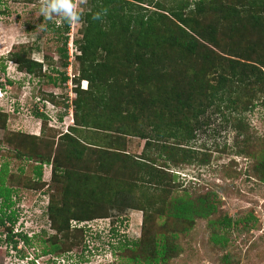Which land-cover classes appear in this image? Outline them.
<instances>
[{
  "label": "trees",
  "instance_id": "1",
  "mask_svg": "<svg viewBox=\"0 0 264 264\" xmlns=\"http://www.w3.org/2000/svg\"><path fill=\"white\" fill-rule=\"evenodd\" d=\"M173 4L87 0L80 19L81 37L73 40L78 51L73 56L78 73L71 78L75 84L73 124L58 136L62 148H55L50 158V145L40 135L3 134L0 142L14 145L9 149L15 159L26 155L34 162V177L28 182L8 173L7 162L0 163V232L12 252L8 256L18 262L14 264H35L33 258L19 262L28 257L24 252L36 235H28L20 224L15 228L11 196L20 187L40 190L42 164L49 162L51 180L61 183L47 196L45 217L52 233L37 238L41 242L35 255L46 257L50 264H59L61 256L82 244L84 228L70 221L105 217L110 206L142 212L139 237L122 245L132 264H167L181 252L180 237L200 219L209 230L210 242L223 248L232 224L253 228L251 214L233 220L218 210L215 191L200 193L182 187L171 167L209 162L210 154L190 142L211 119L242 135L243 142L248 138L243 113L255 98L261 97L264 106V0H180ZM97 12L100 18L93 20ZM48 25L61 37L57 53L66 68L70 23ZM7 57L18 71L45 75L42 61L23 50L9 51ZM51 70L58 74L46 78L54 86L67 82L65 71ZM81 80L87 82L86 89L79 87ZM109 80H118L117 95H106ZM146 89L147 98L137 96ZM144 110L148 111L142 114ZM34 114L44 127L45 115ZM0 116L4 122V113ZM130 125L138 127L132 135L144 140L137 156L113 147L115 138L129 134ZM83 131V139L76 137ZM235 152L246 153L243 149ZM251 171L264 182V150ZM19 241L22 245L17 249ZM221 260L233 262L227 252Z\"/></svg>",
  "mask_w": 264,
  "mask_h": 264
},
{
  "label": "rangeland",
  "instance_id": "2",
  "mask_svg": "<svg viewBox=\"0 0 264 264\" xmlns=\"http://www.w3.org/2000/svg\"><path fill=\"white\" fill-rule=\"evenodd\" d=\"M86 1L73 0L77 11L83 13L86 10ZM179 1L151 0V2H159L164 7H171L174 2L179 3ZM41 2L42 0H0V65L4 66V71H0L2 83L0 113H4V122L1 121L3 118L0 116V141L4 133L22 132L40 135L38 137L40 140L42 138L43 141H48L49 155L53 158L54 149L62 148L59 134L65 133L68 126L73 124L71 100L75 97L73 90L75 84L71 78L78 73V64L73 57L78 51L75 50L73 40L81 37L82 22L70 24L66 44L68 60L67 67L64 68L57 53V49L61 46V37L48 25L51 22L60 23L59 18L45 20L40 16ZM142 6L153 9L146 4ZM40 26H44L43 31L40 30ZM209 47L223 54L218 49ZM12 50H23L32 59L42 61L45 75L37 77L18 71L15 64L7 57ZM190 63L192 64L191 61L188 62ZM52 68L66 72L68 80L65 84L57 82L54 86L47 80L46 75L58 74L51 70ZM7 81H10V84ZM109 82L110 87H107L106 95H117L118 80H109ZM84 83H86L85 87ZM157 83L158 81H154V84ZM79 87L86 89L87 82L81 80ZM147 91L148 89L141 91L137 96L147 98ZM261 100V97L258 100L255 98L253 106L243 113V121L247 125L246 141H242V135L236 136L232 128L223 123L219 124L218 119H211L207 128L198 132L195 141L190 142L191 146L210 154L209 162L205 165L191 163L171 167L182 187L200 193L207 189L215 191L218 197V210L233 220L251 214L254 218L253 228H242L239 224H232L227 234V245L223 248L219 244L214 245L210 242L205 221L197 220L185 236H179L181 252L171 258L167 264H224L221 257L226 252L233 258L230 264H264V182L251 171L253 163L258 161L264 150V106ZM148 110H144L142 114ZM34 111L45 115L44 127H42V119L35 116ZM93 114L94 112L91 111L92 116ZM137 128V125H130L129 134L124 135L123 138L122 136L115 138L113 147L123 149L128 155H139L144 140L132 135ZM83 132L81 136L76 134V137L83 139L84 134L86 135V132ZM9 148H14V145L7 146L0 142V163L7 162L8 173L16 177L18 175L24 177L26 182L30 181L31 177L33 179L34 162L28 161L26 155L19 160L15 159L13 149ZM236 149L250 152L254 157L246 153L236 154ZM75 166L77 165H74V169H81V166L77 168ZM20 168L21 173L18 172ZM50 176V162L42 164L41 181H39L44 183L43 187L40 190L20 187L18 192L11 196L13 202L11 208L16 212L15 228L20 224L28 235H36L31 238L28 246L25 245L27 247L24 253H27L28 257L19 263H27V260L33 258L35 264H50L44 260L46 257L38 258L35 255L40 249L41 241L38 239L52 233L48 227V219L45 217V204L48 194H54L61 181L54 182ZM141 217L140 210L110 206L105 217H96L79 223L70 221L72 226L84 228L83 241L81 245L70 249L72 253L67 254L71 255L68 259L65 257L67 255L61 256L59 259L63 260H59V264H132L122 252V245L139 237ZM4 235L0 232V264L18 263L8 256L12 252L3 239ZM21 245L22 242L19 241L17 249Z\"/></svg>",
  "mask_w": 264,
  "mask_h": 264
},
{
  "label": "clouds",
  "instance_id": "3",
  "mask_svg": "<svg viewBox=\"0 0 264 264\" xmlns=\"http://www.w3.org/2000/svg\"><path fill=\"white\" fill-rule=\"evenodd\" d=\"M39 14L45 20H51L53 17H58L60 22L70 24L79 23L81 13L77 11L73 0H42ZM101 13L97 12L92 15L93 20H98ZM40 30H44V26H40Z\"/></svg>",
  "mask_w": 264,
  "mask_h": 264
},
{
  "label": "built area",
  "instance_id": "4",
  "mask_svg": "<svg viewBox=\"0 0 264 264\" xmlns=\"http://www.w3.org/2000/svg\"><path fill=\"white\" fill-rule=\"evenodd\" d=\"M85 84H86V83L83 84L84 87H85Z\"/></svg>",
  "mask_w": 264,
  "mask_h": 264
}]
</instances>
